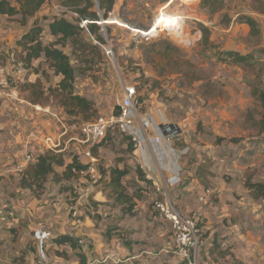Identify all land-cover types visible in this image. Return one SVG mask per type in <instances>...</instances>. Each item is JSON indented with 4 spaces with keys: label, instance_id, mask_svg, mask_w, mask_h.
Wrapping results in <instances>:
<instances>
[{
    "label": "crops",
    "instance_id": "crops-1",
    "mask_svg": "<svg viewBox=\"0 0 264 264\" xmlns=\"http://www.w3.org/2000/svg\"><path fill=\"white\" fill-rule=\"evenodd\" d=\"M140 1L143 2L145 8H150L151 0ZM252 1L255 0H224L223 9L215 14L201 10L198 5L192 6V9L188 7L192 4L181 7L184 4L181 0H179L181 3L179 9H169L174 0H159L154 9L158 10L155 17L163 12L183 20L191 19L210 31L209 40L211 42L219 38L222 50L227 48L226 51H235L245 55L252 53L254 48H245L246 46L238 38L248 42L254 38L256 49H264V11L257 10V4L252 7L250 5ZM259 1L264 4V0ZM124 2L128 5L131 0H121V2L115 0L112 14H115ZM167 8L169 11H165ZM60 11L59 6L52 2L51 6L44 5L40 14L52 15ZM170 11L175 12V15ZM222 13H226L231 20L228 25L219 23ZM241 16L251 17L256 21L259 29L257 37L250 36L248 25L237 20ZM46 24L47 22L44 26V33L46 39L51 40ZM150 26L151 24L147 28ZM123 28L131 32L137 30L130 29L126 25ZM19 32L13 36L8 28L0 25V86H8V76H11L15 82L34 80L32 75H26V71L11 65L13 62V50L11 49L20 37ZM220 32L225 33L232 43L227 46V42L222 46V35H218ZM231 44L233 45L229 48ZM178 46L180 45L176 47ZM180 48L183 47H178L179 50ZM221 65L222 68L229 67L227 63ZM225 68L224 73L216 75V78L223 80L226 84L222 88V94L224 92L230 100L225 102L226 100L218 98L219 101H214L218 104L210 109L214 114L209 110L204 113L202 107H196L193 110L194 113L200 114L201 119L207 121L204 125L205 134L195 131L189 116L187 118L176 116L168 110L170 106L179 110L183 109V103L173 100L168 106L157 98L158 95L157 100L153 99L154 95L151 93H145L142 96L137 89V84L125 78L120 79L121 92L116 104L118 105L122 99L124 84L136 87L141 99L136 110L135 133L143 136L145 143L141 149L133 150L131 162L141 169L147 182L141 181L137 176H132V178L141 186L143 195L147 197L149 191L153 193L154 187L151 179H157L168 185L170 181L179 178V183L171 187L170 195L182 214L197 210L203 212L204 231L206 229L210 232L205 242L215 236V232L219 229L214 228L213 224L225 222L227 226L230 225L228 228L230 233L226 231L219 242L223 245L232 244L233 247L227 252V257H236L244 263L254 261V264H257L264 260V243H262L264 231L259 230L255 234L243 230L241 216L244 214V209L250 208L253 201L249 192L243 187L244 181L250 177L249 172L254 166L253 158L248 150L252 148L254 150L252 154L258 155L257 151L264 149V131L256 130V136L251 139L237 135L239 138L237 143L231 139L232 135H228L232 132L230 128L233 119L222 115L228 106L235 107L236 111L243 113L242 118L236 119L239 121L237 128L240 125L248 127L249 124L253 128L254 122L248 121L246 113L250 106L256 105L259 119L260 107L258 101L251 95L252 89L247 85L249 78L246 74L238 68L234 69L236 74H229V68L226 70ZM153 78L154 80L150 81L151 84L158 87L160 85L162 90L168 89L171 93L179 92L178 90L185 92L184 88H167V79L159 78L156 74ZM35 109L37 111L10 97L0 98V149L8 150L18 145L22 146V142L30 138L31 153L33 158H36L46 152L42 144L44 138L57 137L64 131L67 134L65 125L52 108L37 106ZM145 119L148 125L142 128L139 121ZM154 138H159V142L155 143ZM166 138L171 142L167 143ZM76 139L70 136L66 141H74L72 146L77 145L80 148L81 152L77 155L76 161L85 164L86 159L81 156L85 147L80 145ZM219 139H222L221 144L216 143ZM185 148L188 152L183 154ZM101 150L102 147H98L96 155H93L97 164L99 158H105L100 157ZM9 156L7 152L0 158L6 159ZM69 163L71 161L66 162L65 165ZM123 164L118 163L116 167L122 169ZM102 167L107 170L113 165L109 162L106 165L103 164ZM97 186L79 185L80 197L71 203L70 207L63 204L58 207V204L52 201L36 202L39 205L40 218H46V214H52L42 222L30 225L32 235L29 238L20 239V241H26L27 247L33 246L37 252L36 264L47 263L48 255L56 251L65 254L55 256L56 264H79L77 254L82 256L84 264H184L181 257L174 251L169 223L162 220L152 209L151 199L133 200L130 204L134 203L135 207L129 211L126 203L105 199L100 191H96ZM206 191H210L211 195L208 196ZM50 204L55 208L58 207L56 212L50 210ZM72 209L78 214V224L73 221L70 212ZM57 235L71 236L76 241L75 249L68 246H57L51 242ZM205 255L208 264H215V254L212 249L208 250ZM53 258L54 256L50 259Z\"/></svg>",
    "mask_w": 264,
    "mask_h": 264
},
{
    "label": "rangeland",
    "instance_id": "rangeland-1",
    "mask_svg": "<svg viewBox=\"0 0 264 264\" xmlns=\"http://www.w3.org/2000/svg\"><path fill=\"white\" fill-rule=\"evenodd\" d=\"M118 1L121 2V0ZM158 1L159 0H151L149 2L150 8H145L143 2L140 0H131L128 5L124 2L115 14H112V12L110 13L107 21H113L114 23H111L112 25L108 23L105 24V26L110 38V44H112L115 53V60L112 63L107 60L105 55L101 52L89 54L86 58H82L80 62L75 56L71 55L69 47L64 49L65 53L70 57L72 67L75 69V93L90 101L95 112L87 122L83 121L81 116L72 117L67 115L63 109L58 106L56 100H54L52 96H48L46 103H31L28 100L29 90L25 88L24 84L33 83L39 79L43 86V91L45 92L44 96H47V89L49 87H55L60 78L54 76L52 72L47 69V65L43 61H39L40 68L38 74L21 69L17 62V53H15L16 51L19 52V50H16L14 47L11 49L13 50V62H11V65L26 71V75H32L34 80L31 82L28 80L15 82L11 76H8V87L17 90L19 96L18 101L22 105L27 104L29 107L34 108L35 111H37L35 109L37 106L50 107L54 110L67 129V134L61 138L62 146H65L68 137H79L78 131L82 124L93 123L98 118H107L116 110V102L121 92V87L119 85L121 78L136 83L137 89L142 96L145 93H151L154 95V100L158 98L168 106L173 100H178L183 103V109L179 110L178 108L170 106L168 110L171 114L176 116H186V118L189 116V118L192 119L195 131H199L200 134L206 133L204 125H206L207 121L201 119L198 112L194 113V108L202 107L201 109L204 113H206V110H209L214 114V112L210 110L218 105L214 103V101H219L220 99L228 102L230 100V97H226L224 92L222 94V88L225 87L226 84L223 80L216 78V75L224 73L225 67L222 68L221 64H228L229 69L225 68V70L228 69L229 74H236V70H234L236 68L242 70L249 78L247 85H249L252 90L258 89L264 91V55L261 53V50L264 49H256L254 38H251L249 42L245 39L238 38V40L246 46L245 48H254L252 53L245 54L248 55L247 62L241 64L223 62L220 60V57H223L221 53L226 52L227 48L225 50L221 49L219 43L221 40L219 38L213 42L209 40L208 45L204 44L202 36L198 39V34L200 32L199 24L196 22L194 23L191 19H185L183 30L187 35L185 37L183 36L181 40H183V38L191 41L198 39L197 41L195 40L193 46L184 47L180 45L183 48H180L179 52H167L164 50L165 44H162L157 46L154 52L148 53L147 50L149 46L156 41H163L164 43L177 46L179 45L177 43L179 39L172 36L167 37L166 35H161L159 39H154L151 43L145 44L139 40V36L136 33L123 28V26L126 25L130 29L137 30L146 29L157 18L155 16L158 10L155 11L154 7ZM181 1L184 2V4L181 5L179 0H174L169 9H179L180 5L182 7L187 6L186 4H192L188 6L192 9L194 5L199 6L200 2V0ZM52 2L53 1L49 2L48 5L51 6ZM169 9L167 8L165 11H169ZM170 13L175 15V12L170 11ZM43 24L45 23H42V25ZM0 25L8 28L13 36L17 35L20 30L21 32H19V34L23 32V28L21 29L20 25L14 21L5 20L3 17L0 18ZM224 34L225 33L222 32L218 33V35H222L223 38L221 45L224 46L228 42V46L232 41ZM188 35L190 37H188ZM43 39L44 41H49L46 39V34L44 32ZM120 40L121 42H119ZM232 45L233 44H231L229 48ZM237 45L239 44L237 43ZM239 54L244 55L241 53ZM39 62H35L34 65L37 66ZM41 71H44L43 75ZM151 74L152 77H150ZM155 74L158 75L159 78L167 79V88H184L185 92L183 93L178 90L179 92L171 93L168 89L162 90L160 85L159 87L154 86L150 81L154 80L153 77ZM196 98H198V100ZM248 112L251 115L249 119L246 117L248 121L252 123V121L254 122L258 119L256 105L250 106ZM222 115L229 116L233 119L230 128L232 132L228 133V135H232L231 139L236 141L235 143H237L239 139L237 135H242L243 138L248 139L256 136V129L252 128L250 124L248 127L240 125L239 128H237L239 121L236 119L242 118L243 113L236 111L235 107L228 106ZM1 117L8 119L4 116ZM29 140L30 138L24 143L22 142V146L18 145L8 150L0 149V156L7 152L10 155L6 159L0 158V264H36L38 261L37 252L33 246L27 247L26 241H20L22 237L29 238L32 235L29 229L30 225L42 222L48 215L52 216V214H46V218H40L38 215L39 205L36 202L52 201V203L58 204V207L62 204L70 207V204L74 203L80 197L79 185L83 187L89 185L94 187L98 185L96 191H100L105 199L115 201L109 188L106 187V182L109 180V169L116 167L118 163H124L123 168H127L130 171L129 174L122 179L125 194L133 196L134 200L151 199L152 201L154 197L151 191L148 192L147 197L143 195L141 186L132 178V176H137L135 173L137 166L134 162H131L132 156L129 152L131 145L115 128H111L108 131L103 141V146H101L102 150L100 152V157L105 158H99L98 160L102 165H106L110 162L113 167L107 170L104 169V171H106L104 180L96 184H92L88 178H83L78 175H74L69 180H61L59 177L64 168L55 167L54 171L56 176H47L45 180L38 185H32L31 189L25 187L22 183L24 177L22 172L29 168L32 163L25 162V143ZM220 140L222 139L216 140V143L221 144ZM73 142L74 141L70 142L65 151L60 154L65 163L75 160L77 155L81 152L77 145L72 146ZM252 152H254L252 148L248 150V153L251 154V158H253L252 163L254 166H252V171L249 172L251 175L247 179H251L253 182L264 183V149L257 151L258 155L252 154ZM18 166L23 167L22 172H17ZM26 183L28 185V180ZM49 208L51 211L56 212V208L53 207L52 204H50ZM241 219L244 225L243 230L255 234L258 233L259 230L261 232L264 231V204L259 200L253 199L250 208L247 207L244 209V214L241 216ZM201 226L203 227L202 223ZM229 226L230 225L227 226L225 222L223 224H213L214 228L219 229L215 232V236L207 242L205 241L210 232L206 231V229L204 231V228L202 229L200 264H208L207 259H205V254L211 249L215 254V264H254V261L244 263L239 261L236 257H227V252H229V249L233 246L230 243L223 245L222 242L220 243L219 241L222 240L221 236L225 234L226 231L230 233L228 229ZM262 243H264V240ZM29 253H31V255ZM57 255L65 254L60 251L51 252L50 256L48 255V262L45 264H56L54 261H56L55 256ZM52 256H54V258L51 260L50 258ZM257 264H264V260Z\"/></svg>",
    "mask_w": 264,
    "mask_h": 264
},
{
    "label": "trees",
    "instance_id": "trees-1",
    "mask_svg": "<svg viewBox=\"0 0 264 264\" xmlns=\"http://www.w3.org/2000/svg\"><path fill=\"white\" fill-rule=\"evenodd\" d=\"M51 1L59 6L60 13L41 15L40 11L43 6ZM114 2L115 0H0V17L8 21H14L23 28L22 34L14 45V48L19 50V52H15L17 53L19 67L38 74L39 61H43L54 76L60 77L55 87L47 89V96H44L45 92L39 79L33 83L24 84L25 88L29 90L28 100L31 103H46L48 96H52L58 106L69 116H81L83 121L87 122L95 114L92 103L75 93V69L72 67L70 57L64 49L69 47L71 55L75 56L80 62L82 58H86L94 52L103 53L100 47L105 43L102 30L105 31L106 36H108V31L105 24L101 25V23L107 22ZM255 4H257V10L264 11V4L261 1L255 0L250 3L252 7ZM223 7L224 0H200L199 4L201 10L208 11L210 14L219 12ZM230 21L226 13L220 15L219 23L221 25H228ZM238 21L248 25L250 36L257 37L259 35L258 25L251 17L241 16ZM46 22L47 33L51 38L49 41L43 39L45 24L42 25V23ZM82 22H85V25L80 27ZM147 30L148 28L143 31ZM200 32L203 43L208 45L210 31L200 26ZM162 44H165L164 50L167 52H179L178 47L175 45L156 41L149 46L148 53L154 52L155 48ZM261 53L264 55V50H261ZM221 55L223 56L220 57L221 61L230 62L231 64H241L248 60V55H240L235 51L222 52ZM35 62H39L37 66L34 65ZM41 74L43 75L44 71H41ZM251 95L258 101L260 107L259 119L254 121L253 128L262 132L264 131V91L253 89ZM138 100L140 102V98ZM113 113H116V110ZM246 117L251 118L249 112L246 113ZM125 138L131 145L129 152L132 153V143L128 137ZM103 141L91 148L92 155H96L97 148L103 146ZM55 167L64 168L59 177L61 180H69L73 177L75 175L72 173L73 168H82L76 159L65 165V161L60 154L46 151L44 154L38 155L29 168L22 172L24 176L22 183L25 187L31 189L32 185H38L47 176H56ZM129 172L127 168L118 169L114 167L109 169V180L106 182V187L109 188L115 201L126 203L127 210L131 211L135 207L134 203L130 204V202H133L134 197L125 194L122 185V179ZM135 173L141 181L147 182L139 167L136 168ZM105 174L106 171L98 179V182L104 180ZM243 187L253 199L260 200L264 204V183L246 179ZM52 242L57 246H68L71 249L76 247V241L69 235H57L52 239ZM76 256L79 264H84L82 256L78 254Z\"/></svg>",
    "mask_w": 264,
    "mask_h": 264
},
{
    "label": "built area",
    "instance_id": "built-area-1",
    "mask_svg": "<svg viewBox=\"0 0 264 264\" xmlns=\"http://www.w3.org/2000/svg\"><path fill=\"white\" fill-rule=\"evenodd\" d=\"M165 16L171 17L169 25L165 21L161 22ZM184 20L177 16H172L166 13H161L153 21L151 26L147 31L135 30L134 32L139 36L141 42L148 44L154 39H159L161 35H166L167 37H174L179 39L177 42L179 45L184 47H191L194 45L195 40L197 41L201 34L199 32L198 39L194 41L181 38L186 36V32L183 30ZM85 22H82L80 27H83ZM104 25V22L101 23ZM138 31V32H137ZM104 35L105 43L100 45L103 54L110 62L115 60V54L110 41L108 40L105 31L102 30ZM188 37H190L188 35ZM183 42V43H180ZM185 43V44H184ZM123 96L120 103L117 105L116 113H112L107 118H98L93 123L82 124L79 127V137H76V141L85 147L82 157L86 159L85 164H81L82 168H73L72 173L83 178H88L92 184H96L100 178L97 170V160L91 153V148L94 145L101 143L108 131L111 128H115L122 136L128 137L132 143L133 150L141 149L145 143V138L141 135L135 133V123H136V110L140 105L138 100L139 96L136 87L133 85H123ZM10 97L14 100H19L18 92L15 88L8 86H0V98ZM140 127L148 125V121H139ZM65 128V127H64ZM66 135L64 131L58 137H46L42 141L43 146L46 151L53 152L55 154H61L65 151L70 140L67 141L65 146L61 144V138ZM167 143H170V139H165ZM154 142L158 143L159 138H154ZM31 141L25 143V162H33L34 158L31 153ZM188 152L187 148L184 149L183 154ZM23 167L19 166L17 172H22ZM1 177V175H0ZM148 178V177H147ZM150 179V178H149ZM154 187L153 199L151 201L153 210L158 214V216L169 223L170 229L172 231V239L175 247V253L181 257L184 264H200V252H201V236H202V216L203 212L197 210L189 214H182L175 202L170 195L171 187L179 183L180 179L175 178L170 181L168 185L161 183L159 180H152ZM208 196L211 195L210 191H206ZM73 221L78 224L79 218L75 210H70ZM81 243V242H80Z\"/></svg>",
    "mask_w": 264,
    "mask_h": 264
},
{
    "label": "bare ground",
    "instance_id": "bare-ground-1",
    "mask_svg": "<svg viewBox=\"0 0 264 264\" xmlns=\"http://www.w3.org/2000/svg\"><path fill=\"white\" fill-rule=\"evenodd\" d=\"M171 17H169V16H165V18L164 19H162L161 20V22H163V21H165L166 23H167V25H169L168 23H169V21L171 20L170 19ZM108 23H114L113 21H107V22H104V24H108Z\"/></svg>",
    "mask_w": 264,
    "mask_h": 264
},
{
    "label": "water",
    "instance_id": "water-1",
    "mask_svg": "<svg viewBox=\"0 0 264 264\" xmlns=\"http://www.w3.org/2000/svg\"><path fill=\"white\" fill-rule=\"evenodd\" d=\"M97 170H98L99 177H102L103 173H104V169H103L102 165H97Z\"/></svg>",
    "mask_w": 264,
    "mask_h": 264
}]
</instances>
